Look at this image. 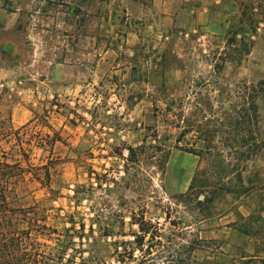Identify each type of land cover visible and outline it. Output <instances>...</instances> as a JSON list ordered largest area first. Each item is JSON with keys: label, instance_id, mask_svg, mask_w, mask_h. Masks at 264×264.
I'll return each instance as SVG.
<instances>
[{"label": "rangeland", "instance_id": "374dc122", "mask_svg": "<svg viewBox=\"0 0 264 264\" xmlns=\"http://www.w3.org/2000/svg\"><path fill=\"white\" fill-rule=\"evenodd\" d=\"M140 29L120 0H0V129L60 138L51 154H31L33 163L53 160L52 192L30 184L22 201L48 209L47 223L69 236L72 264H236L230 256L241 251L203 232L264 191V155L243 174L250 191L227 194L218 184L227 178L186 150L222 149L223 167L231 145L241 146L222 113L240 101L243 82L264 80V0H249L225 37L163 41ZM215 64L222 80L211 76ZM258 106L264 136V100ZM206 107L222 115L219 133H201ZM200 195L208 220L196 223ZM132 216L158 228L148 252L135 246ZM196 237L202 248L189 253Z\"/></svg>", "mask_w": 264, "mask_h": 264}, {"label": "trees", "instance_id": "16d2710c", "mask_svg": "<svg viewBox=\"0 0 264 264\" xmlns=\"http://www.w3.org/2000/svg\"><path fill=\"white\" fill-rule=\"evenodd\" d=\"M241 52L240 48L232 49V54L238 53L239 57ZM222 69V65L215 64L211 76L214 79L222 80ZM241 86L243 92L240 101H232L229 109H225L222 113L224 114V124L229 125L232 131L231 141L236 143L235 145L239 142L241 144L238 148L231 145L227 150V165L220 167L224 163L222 160L224 151L217 147L186 150L200 159L203 156L206 157L209 175L219 178L220 182H223V178H227L226 182L218 183L221 191L227 194H242L250 191L244 187L243 174L249 171L250 164L264 155V136L258 128V103L264 100V80L252 82L249 85L243 82ZM180 101V99H176L171 102L176 103L174 107L178 108L177 103ZM200 112L208 114L203 117L206 120L204 124L206 129L204 130L207 131L201 133L206 135L210 132V128H212V133H219L218 125H224L220 123L222 115L218 116L219 112L210 107H206ZM173 118L175 125L179 127L180 114L175 113ZM59 141L58 135L35 132L29 126L21 127L15 131L0 129V144L5 143L8 146L7 151L0 148V264L73 263V259L66 257V250L71 244L67 239L69 236L59 233L57 229L47 223L48 209L39 204L24 205L22 201L28 193L27 187L30 184H38L48 192H52L50 185L52 171L55 168L53 160L48 157L45 161L33 163L31 154L34 148L51 154L54 144ZM247 182L250 184L251 180L248 179ZM196 200L197 211L205 219L203 213L207 209L202 208L206 205L205 203L210 201L205 195L202 197L200 195ZM130 222L137 226L138 234L134 239L137 250L142 253L150 251L149 245L146 251H143L144 243L151 244L150 241L159 237L157 226L145 221L143 217L136 219L132 216ZM200 222L197 220L196 223ZM77 237L81 239L82 235L78 234ZM146 239L147 241H145ZM202 243L204 241L199 237L189 242L187 247L189 253L201 249ZM117 250L116 252H118ZM132 257L131 253L129 258ZM119 262H124V260Z\"/></svg>", "mask_w": 264, "mask_h": 264}, {"label": "crops", "instance_id": "0c3cea01", "mask_svg": "<svg viewBox=\"0 0 264 264\" xmlns=\"http://www.w3.org/2000/svg\"><path fill=\"white\" fill-rule=\"evenodd\" d=\"M249 0H120L126 15L141 23L138 37L159 40L225 37L235 15L242 16ZM262 3L263 0H256ZM255 10V9H254ZM261 192L259 206L258 192ZM202 220L200 223L207 221ZM244 224L238 230V225ZM264 191L254 190L230 213L220 215L209 240L223 241L227 252L241 251L234 263L264 264ZM236 246H242L240 250Z\"/></svg>", "mask_w": 264, "mask_h": 264}]
</instances>
